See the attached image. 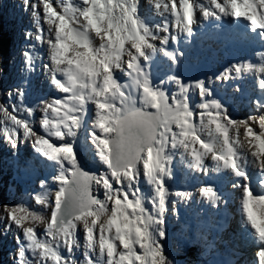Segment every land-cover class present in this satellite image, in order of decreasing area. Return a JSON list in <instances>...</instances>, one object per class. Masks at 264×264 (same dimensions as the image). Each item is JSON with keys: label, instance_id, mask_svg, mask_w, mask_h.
I'll return each mask as SVG.
<instances>
[{"label": "snow or ice", "instance_id": "6c2138e0", "mask_svg": "<svg viewBox=\"0 0 264 264\" xmlns=\"http://www.w3.org/2000/svg\"><path fill=\"white\" fill-rule=\"evenodd\" d=\"M210 4L179 0L178 9L174 0H152L151 7L144 0H56L55 6L52 0H23L36 29L26 31L25 39L34 37L33 48L36 42L48 47L43 68L49 91L41 95L29 88L27 107L25 90L10 93L11 111L0 105V131L13 149L31 141L38 162L53 169L56 191L53 201L47 195L36 201L50 209L48 216L4 206L22 233L13 264H175L162 243L168 238L169 204L175 213L179 202L198 196L219 208L225 197L215 185H195L201 175L212 181L225 172L233 178L232 201L261 245L257 255L264 264V101L255 103L254 114L235 119L204 82L168 77L154 84L148 70L157 52L176 63L168 44L178 34L191 35L193 9L203 18H243L264 38V0ZM22 55L33 71L37 57ZM233 72L254 73L264 93V64L233 65L216 80ZM37 114L42 115L34 129ZM249 169L260 177L255 193ZM177 172L195 181V191L170 188ZM220 215L223 230L227 209ZM37 226L43 233H36ZM78 228L85 241L80 261L74 258Z\"/></svg>", "mask_w": 264, "mask_h": 264}, {"label": "bare ground", "instance_id": "6f19581e", "mask_svg": "<svg viewBox=\"0 0 264 264\" xmlns=\"http://www.w3.org/2000/svg\"><path fill=\"white\" fill-rule=\"evenodd\" d=\"M43 65V64H42ZM42 88H40V93H41V91L42 90H44L45 92H47L48 93V90H47V88H45L44 86H41ZM43 95H45V94H43ZM237 106V103L234 105V108ZM240 112H242L241 110H240ZM27 156H29L28 154H26ZM5 157H6V162L5 163H3L2 161H1V159H0V175H2V177L5 179V180H7V181H9V177H10V170L12 169V168H14L15 167V165H14V161H12V159L11 158H9V156H8V154H7V151H6V154H5ZM22 158V159H21ZM20 159H19V161H18V164L19 163H21L22 162V160H23V157H21ZM17 166V165H16ZM29 166V163H27V164H25V168H27ZM50 167V166H49ZM28 169H32L33 171H34V173L36 172V170H34L33 168H28ZM27 181H30V182H32V179L31 180H29V179H26ZM0 184H1V182H0ZM27 191H29V190H27ZM30 193V192H29ZM31 195H35V193L34 192H32L31 193ZM26 196H29V194H27ZM25 197V196H24ZM15 198H18V196L15 194ZM23 201H24V199H22ZM25 203V202H24ZM175 221V220H174ZM180 221V220H179Z\"/></svg>", "mask_w": 264, "mask_h": 264}, {"label": "rangeland", "instance_id": "374dc122", "mask_svg": "<svg viewBox=\"0 0 264 264\" xmlns=\"http://www.w3.org/2000/svg\"><path fill=\"white\" fill-rule=\"evenodd\" d=\"M15 198V197H14ZM5 203V199H0V205H3ZM26 203V202H25ZM40 214L42 216H48L47 215V212H44V210H40ZM9 223H11L10 225L14 226L15 225L11 222V221H8ZM4 228L2 230V237L0 238V252L3 251L4 248H9V249H12V246L11 245H7V243L10 242V234L14 231H17L15 228H10L6 225V222H4ZM42 228V226H41ZM6 251V250H4ZM1 262V261H0ZM9 263L11 264V261L9 259ZM2 264H6V262H3Z\"/></svg>", "mask_w": 264, "mask_h": 264}]
</instances>
